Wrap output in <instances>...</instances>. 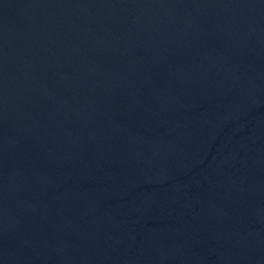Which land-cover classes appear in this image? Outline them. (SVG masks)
<instances>
[{"label": "water", "instance_id": "95a60500", "mask_svg": "<svg viewBox=\"0 0 264 264\" xmlns=\"http://www.w3.org/2000/svg\"><path fill=\"white\" fill-rule=\"evenodd\" d=\"M0 264H264V0H0Z\"/></svg>", "mask_w": 264, "mask_h": 264}]
</instances>
